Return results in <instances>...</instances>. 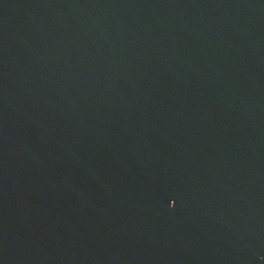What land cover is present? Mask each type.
<instances>
[{"label":"water","instance_id":"1","mask_svg":"<svg viewBox=\"0 0 264 264\" xmlns=\"http://www.w3.org/2000/svg\"><path fill=\"white\" fill-rule=\"evenodd\" d=\"M0 264H264V0H0Z\"/></svg>","mask_w":264,"mask_h":264}]
</instances>
